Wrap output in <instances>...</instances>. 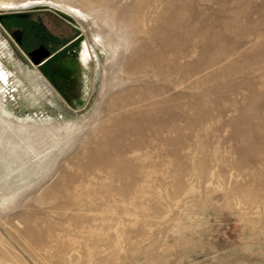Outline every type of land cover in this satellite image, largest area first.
Segmentation results:
<instances>
[{"label": "rangeland", "instance_id": "rangeland-1", "mask_svg": "<svg viewBox=\"0 0 264 264\" xmlns=\"http://www.w3.org/2000/svg\"><path fill=\"white\" fill-rule=\"evenodd\" d=\"M0 134V264H264V0H0Z\"/></svg>", "mask_w": 264, "mask_h": 264}, {"label": "bare ground", "instance_id": "bare-ground-1", "mask_svg": "<svg viewBox=\"0 0 264 264\" xmlns=\"http://www.w3.org/2000/svg\"><path fill=\"white\" fill-rule=\"evenodd\" d=\"M100 1V0H98ZM42 3H36V4H32L34 6L36 5H41ZM5 4H2V6L4 7ZM10 5V4H8ZM37 8H45V7H36ZM58 11V10H57ZM61 13L65 14L66 16L69 17L68 14H66L65 12L60 11ZM82 54H78V55H71V57H69L68 61L63 63L62 65H60L58 67V70L54 72L53 74V82H54V87L63 91L65 89H67L69 86H71V84L75 81V76L77 74L78 76V72H80L81 68L83 67V64H85V62H87L88 60H86L88 58V47L87 45H83V48L81 50ZM80 53V52H79ZM86 54V56H85ZM83 72V71H82ZM81 75V74H80ZM78 78V77H77ZM5 99V98H4ZM14 100V99H12ZM8 113V112H7ZM11 114V113H10ZM33 114V113H32ZM14 117V116H13ZM24 117V116H23ZM26 117V116H25ZM29 118V117H28ZM17 119V118H16ZM25 119V118H24ZM39 119V118H38ZM19 120V119H18ZM40 120V119H39ZM46 120V119H44ZM47 121V120H46ZM25 122V121H24ZM23 122V123H24ZM25 127V126H24ZM7 133V132H6ZM1 135V134H0ZM6 135V134H5ZM23 142V141H22ZM2 158V157H1ZM3 160V159H2ZM1 160V161H2ZM6 160V159H5ZM3 162V161H2ZM8 162V159H7ZM10 164V163H9ZM6 165V164H5ZM14 165V164H13ZM10 167V165H9ZM19 171V170H18ZM17 171V172H18ZM16 175V174H15Z\"/></svg>", "mask_w": 264, "mask_h": 264}, {"label": "flooded vegetation", "instance_id": "flooded-vegetation-1", "mask_svg": "<svg viewBox=\"0 0 264 264\" xmlns=\"http://www.w3.org/2000/svg\"><path fill=\"white\" fill-rule=\"evenodd\" d=\"M21 19H22V22H24V29L22 28H20L19 30H17V32H11V34H12V36H13V38L15 39V37L17 36V35H20V40H19V42H17L16 40V42H17V44H19V45H24V44H26V42H28L29 41V36H28V34L30 33V32H32V30L31 29H29L28 27H27V25L26 24H31V20L28 18V16H26V15H23L22 17H21ZM7 25V24H6ZM32 26V25H31ZM27 27V28H26ZM47 40H44V41H40V42H38L37 43V45L33 48L34 50L35 49H40L41 51H47V52H49V57H47L45 60H43L41 63H40V65L39 66H41V65H44V64H46L49 60H51V58L54 56V55H57V60L65 53L64 51H65V48L68 46V44L67 45H65V46H62V47H60L55 53H53V54H50V49H49V46L47 45ZM33 49H31V50H33ZM29 53V52H28ZM27 53V54H28ZM56 60V61H57ZM47 71V70H46ZM47 78H48V80L50 81V83H51V78H50V73L49 72H47ZM60 95H62V94H60Z\"/></svg>", "mask_w": 264, "mask_h": 264}, {"label": "water", "instance_id": "water-1", "mask_svg": "<svg viewBox=\"0 0 264 264\" xmlns=\"http://www.w3.org/2000/svg\"><path fill=\"white\" fill-rule=\"evenodd\" d=\"M55 12H56L59 16H61V17H63V18H65V19H69L68 16H66V15L63 14V13H61L60 11H56V10H55ZM17 16L20 17V15H17ZM15 40H16L17 42H19V40H20V35H17V36L15 37ZM29 57H30V59H31V62H32L34 65H39L43 60H45L47 57H49V52H47V51H41L40 49H37V50H34V51H32L31 53H29ZM50 78H51V83H52V85H53L52 77L50 76ZM63 97H65V96H63Z\"/></svg>", "mask_w": 264, "mask_h": 264}, {"label": "crops", "instance_id": "crops-1", "mask_svg": "<svg viewBox=\"0 0 264 264\" xmlns=\"http://www.w3.org/2000/svg\"><path fill=\"white\" fill-rule=\"evenodd\" d=\"M73 55V54H72ZM75 55H78L77 53L75 54ZM71 57V56H70ZM46 70V69H45ZM52 80H53V75H52ZM53 86V85H52ZM70 87V86H69ZM57 89V88H56ZM60 91L61 90H59V89H57V92H59L60 93ZM64 91V90H63ZM63 91H61V92H63Z\"/></svg>", "mask_w": 264, "mask_h": 264}]
</instances>
